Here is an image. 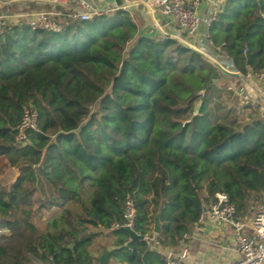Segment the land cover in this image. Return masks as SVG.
<instances>
[{"label":"trees","instance_id":"16d2710c","mask_svg":"<svg viewBox=\"0 0 264 264\" xmlns=\"http://www.w3.org/2000/svg\"><path fill=\"white\" fill-rule=\"evenodd\" d=\"M57 20V32L10 21L0 33V160L18 170L0 186V264H100L110 246L126 264H165L122 228L128 198L140 234L159 214L163 247L218 192L239 219L262 210L264 113L225 96L240 77L124 8ZM208 34L242 75L264 72V0H226ZM27 104L38 127L19 145Z\"/></svg>","mask_w":264,"mask_h":264},{"label":"built area","instance_id":"2783aa9c","mask_svg":"<svg viewBox=\"0 0 264 264\" xmlns=\"http://www.w3.org/2000/svg\"><path fill=\"white\" fill-rule=\"evenodd\" d=\"M48 1L52 6V10L50 12L41 11L35 13L34 17L29 20V24L32 27L55 32L60 31L61 25L57 19L64 14L63 10L65 9H67V16L72 19L86 20L90 19L95 14L104 13L101 10H95L85 0ZM225 1L226 0H136V2L142 4L152 16L158 14L168 20L167 26L169 31L167 35L180 42L185 41L191 47L192 44L183 38L188 36L192 42L196 39L195 41L201 44L199 47L196 46V49L202 52L207 47L206 42H211L208 34L209 27L217 20ZM114 9L118 8L115 7L111 10ZM9 23L10 20L7 19V17L0 15V33L7 28ZM218 61L228 70L239 72L235 68L233 61L226 56L222 58L221 61ZM245 76L248 79L253 78L264 82L263 71L256 74L249 73ZM259 99L262 102L260 107L264 109V99ZM254 101L258 102V100ZM37 127L38 113L36 109L31 105H24L21 120L16 128L15 138L17 144H24L27 140L28 133L31 130H36ZM206 211H208L213 218L232 229L234 244L239 252V258L233 264H264V207L250 218L239 219L237 217V207L229 199L228 194L225 192H218L210 200ZM124 218L125 223L123 226H129L135 230L136 209L132 198H128L126 201ZM136 232L139 233L138 231ZM142 236V239L145 240L151 248L160 245V240L156 233ZM185 258H187V253L185 252L181 256L173 254H166L164 256L165 264H184Z\"/></svg>","mask_w":264,"mask_h":264},{"label":"crops","instance_id":"0c3cea01","mask_svg":"<svg viewBox=\"0 0 264 264\" xmlns=\"http://www.w3.org/2000/svg\"><path fill=\"white\" fill-rule=\"evenodd\" d=\"M85 1L95 10L103 12L112 11L111 9L115 7L129 10L142 22L143 32L151 37L161 38L167 35L169 31L167 19L158 14L152 16L136 0ZM51 8L52 6L48 0H0V15L7 17L11 22L26 21L28 23L35 13L41 11L50 12ZM63 12L64 14L59 17V20L68 14L67 9L63 10ZM253 80L250 83L254 90V96L264 99L263 82L258 79ZM206 209L207 207L204 209L199 221L193 225L191 232L185 236V240L174 247L159 245L153 249L162 253L163 257L166 254L181 256L185 252L187 253V258L184 259V264H233L239 258V252L234 244L232 229L213 218ZM152 233H155L154 227ZM108 264L126 263L122 262L117 256L109 258Z\"/></svg>","mask_w":264,"mask_h":264},{"label":"rangeland","instance_id":"374dc122","mask_svg":"<svg viewBox=\"0 0 264 264\" xmlns=\"http://www.w3.org/2000/svg\"><path fill=\"white\" fill-rule=\"evenodd\" d=\"M51 10H52V8L50 9V11ZM183 39L189 41L192 44V47H194V48H197V47H199V45H201V44H198V41H195L196 39H194L192 42V40L188 36H185ZM206 46H207L206 49L203 50V52L206 55L212 57L213 59H215L217 61L218 60L221 61L222 58L225 57V55L221 51L216 49V47L213 45V43L206 42ZM245 77H246L245 75L240 77V82L236 85V87H234V95L232 93V94H226L225 96L229 100H233L236 98L241 103L240 105H242V106H246L250 100H253V101L258 100L257 103L260 105L262 102L260 101L259 98H256L254 96V90H253L251 83H250V82L254 81L253 78L248 79L247 77L246 78ZM245 79H247L248 81ZM222 83L223 84H218L220 86V88H225L227 85H230V83L228 84L227 81H225V80H222ZM232 85H234V84L232 83ZM260 109H261V112L264 113V109L261 107H260ZM224 112H225V110L221 111V113H224ZM243 112H244V117H245V116H248L247 114H249L250 112H253V109H251L250 107H246V108H244ZM17 176H18V170L15 167L10 166L7 163V160H0V186L5 187V188L9 187ZM51 214H52V212L46 211L44 218L49 217ZM38 223H41V222L38 221Z\"/></svg>","mask_w":264,"mask_h":264},{"label":"water","instance_id":"95a60500","mask_svg":"<svg viewBox=\"0 0 264 264\" xmlns=\"http://www.w3.org/2000/svg\"><path fill=\"white\" fill-rule=\"evenodd\" d=\"M182 44H184L186 47L192 48L194 50H196L198 53H200L201 55H203L207 60H209L211 63H213L219 70H221L223 73L228 74V75H233V76H237V77H242L243 75L240 72H233L228 70L227 68H225L219 61L213 59L212 57L206 55L204 52L191 47L187 42L185 41H181ZM250 52H247V57L248 60L250 59ZM154 232L156 234H160L161 233V224H160V219H159V214L155 215V219H154ZM122 228L124 230H126L131 239H142L143 236L142 234L137 233L135 230H133L132 228H130L129 226H122ZM125 245H127V243H125ZM113 250V247H108V250L103 253L100 257V264H108V260H109V253Z\"/></svg>","mask_w":264,"mask_h":264}]
</instances>
